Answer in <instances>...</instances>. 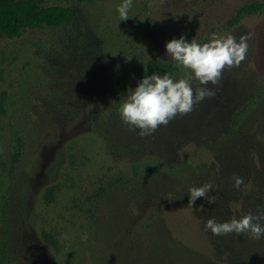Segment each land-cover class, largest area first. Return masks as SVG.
I'll return each instance as SVG.
<instances>
[{
    "label": "rangeland",
    "instance_id": "1",
    "mask_svg": "<svg viewBox=\"0 0 264 264\" xmlns=\"http://www.w3.org/2000/svg\"><path fill=\"white\" fill-rule=\"evenodd\" d=\"M119 3L49 0L74 6L77 20L0 37V264H264V243L208 236L198 203L188 204L200 175L214 201L232 193L233 212L264 202V0H132L125 20ZM254 4L262 9L240 15ZM213 32L250 33L245 59L192 111L149 135L129 130L117 109L150 62L173 64L165 42L205 43ZM219 143L235 154L228 169Z\"/></svg>",
    "mask_w": 264,
    "mask_h": 264
},
{
    "label": "clouds",
    "instance_id": "2",
    "mask_svg": "<svg viewBox=\"0 0 264 264\" xmlns=\"http://www.w3.org/2000/svg\"><path fill=\"white\" fill-rule=\"evenodd\" d=\"M131 6L132 0H120L116 7L120 20L130 17ZM250 38V33L237 38L230 33L221 36L213 32L205 43L193 38L188 40L183 34L166 41L165 55L177 68L184 70L183 75L174 78L167 71L162 75L156 72L143 75L135 87H130V92L127 90L126 99L117 109L121 121L128 125L129 130H138L140 136H145L160 125L168 124L177 114L192 111L194 103L214 94L207 85H217L226 68L239 66L245 59ZM192 80L204 87L194 90ZM242 183L241 177H234V187L239 188ZM210 189H213L211 184L190 187L188 204L193 205L197 198H206ZM207 198L209 203L214 202L211 197ZM261 220H264V213L254 215L249 212L223 222L212 217L204 222V229L214 236L235 233L259 239L264 236Z\"/></svg>",
    "mask_w": 264,
    "mask_h": 264
},
{
    "label": "trees",
    "instance_id": "3",
    "mask_svg": "<svg viewBox=\"0 0 264 264\" xmlns=\"http://www.w3.org/2000/svg\"><path fill=\"white\" fill-rule=\"evenodd\" d=\"M49 0H0V37L7 38H17L21 35L24 30L27 29H35V28H59L66 25L73 24L78 18V11L74 6H61V5H53L46 6L45 4ZM81 1H95V0H81ZM262 9V6L259 4H254L251 6L244 7L240 10V15H252L254 13L259 12ZM133 67H131L132 70ZM138 70V68H136ZM146 71H141L142 75H150L152 72H156L158 74H163L164 72H169L170 74L175 73L179 68H177L174 63L173 64H164L158 61H152L146 66ZM139 71V70H138ZM130 80V70L125 71L116 81L117 91L119 93L125 92L127 89L128 83ZM4 102L0 103V114L4 113ZM241 114H236L234 117L233 125H231L229 129V136L233 137L238 129L239 118L242 116ZM234 141V139H232ZM217 151L215 152V156L221 158V164L228 169L230 167L226 162H229L231 165L234 164V160L232 159L235 156L234 152L230 150L231 145L225 146L223 143L214 144ZM226 161V162H225ZM204 181V177L201 178L199 182ZM234 184V180H233ZM57 188L55 186L50 187L47 190V201H52L55 197ZM226 192L225 198L217 199L210 203L206 208L201 206L203 203V198H197L196 202L198 203L197 211L199 218L202 222H205L208 218L214 217L217 221L223 222L228 217L232 216L235 218H239L249 212H252L254 215H260L264 213V202L262 200L257 199L258 203L253 206H248L243 209L241 213H236L230 210V208L226 207L231 200L229 199L232 196V193L229 191ZM255 202V201H254ZM251 203V201L246 198L244 205ZM253 203V202H252ZM261 223H264V220H261ZM203 228H204V223ZM205 230V229H204ZM206 231V230H205ZM208 236L212 235L210 232L206 231ZM238 236L240 239H246V243L248 244H257L264 243V236L259 241L250 242V239H247V234H235L231 235L230 238H226L222 236V238L227 239L228 241H233V239ZM216 238V236H214ZM218 237V236H217ZM221 237V236H219ZM45 240L58 247V241L56 237H54L51 233H44ZM228 253V252H227ZM229 254V253H228Z\"/></svg>",
    "mask_w": 264,
    "mask_h": 264
}]
</instances>
